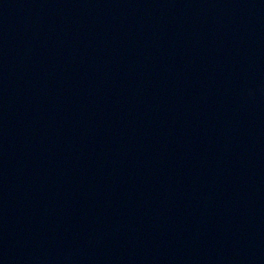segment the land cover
Masks as SVG:
<instances>
[{
  "label": "water",
  "instance_id": "obj_1",
  "mask_svg": "<svg viewBox=\"0 0 264 264\" xmlns=\"http://www.w3.org/2000/svg\"><path fill=\"white\" fill-rule=\"evenodd\" d=\"M0 264H264V0H0Z\"/></svg>",
  "mask_w": 264,
  "mask_h": 264
}]
</instances>
